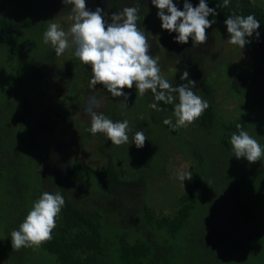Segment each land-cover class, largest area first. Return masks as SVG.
<instances>
[{
    "label": "trees",
    "instance_id": "obj_1",
    "mask_svg": "<svg viewBox=\"0 0 264 264\" xmlns=\"http://www.w3.org/2000/svg\"><path fill=\"white\" fill-rule=\"evenodd\" d=\"M173 2L183 10L184 0ZM189 2L197 6L199 0ZM206 2L218 13L217 16L208 17L215 21L206 30L208 46H213L216 38L214 31L225 30V34H228L224 21L233 13L245 17L252 14L260 22L259 38H255V35L248 37L251 43L245 46L251 54V61L237 73L231 65L224 63L220 80H217L214 72H208L204 64V61H211L205 55V47H193L191 39L187 44L177 43L174 41L177 33L169 34L161 28L157 14H152L151 0H95L92 11L97 7L102 8L105 20L110 22L114 12H121L125 7H139L137 25L148 37L150 55L156 58L163 49L167 59L176 61L183 71L189 72L190 79L197 81L198 96L208 101L209 107L196 122L205 129L217 132L214 136L221 139L223 147L216 154L222 157L223 162L229 161V178L223 182L217 177V166L210 165L209 160L196 151L193 181L177 196L170 209L172 212L158 213L149 205L150 185L147 178L148 172L153 170L150 160L156 150L137 149L135 144H131L133 134L143 131L146 140L150 138V133L155 130L160 132V129L175 136L181 134L179 129L173 130L165 125L164 119L154 118L150 104L155 101L150 90L141 96L143 111L137 127H131L133 122H130L129 114L117 102L108 103L99 111L94 109L114 122L128 120L132 123L129 125L128 144L113 145L103 133H97L100 140L97 152L105 160L101 167L73 159L70 153L73 144L66 138L43 147L39 137H36V141L32 130L30 139L20 138L18 143L10 140L12 125L7 124V120L5 125L0 126V189L4 193L0 199V264H245L246 255L252 254L253 249V253L261 252L260 245L264 247V241L259 243L257 240L264 233V167L250 168L251 163L243 166L239 161L246 158L237 159L234 156L230 138L233 133L238 134L237 124L243 125V130L254 127L264 130V87H256L244 79L253 75L260 80L264 76V2L230 0L227 7L222 6L223 0ZM71 8L63 0H0V73L8 78L3 83L10 87L20 80L29 79L28 87L31 92L34 91V95H31L28 88L22 93L17 86L12 87L5 97L0 96V114H7L16 120L19 128H26V125L33 127L37 125L33 118L45 116L36 101L42 92L56 90L53 84L61 79L69 86V100L73 97V102H78L86 115L85 108L90 97L98 100L104 95L111 96L101 85L95 88L89 86L92 76L90 66L80 61L77 64L75 57L76 70L67 73L66 68L59 66L54 48L43 43V34L50 20L72 15ZM30 50L37 53L28 65L29 71L8 73L10 67L6 60H13ZM220 83L226 84L230 96L246 101L244 110L234 118L225 117L218 111L216 99ZM79 84L81 89H72ZM244 85H248L249 90ZM5 86L0 88V92ZM60 88L62 90L64 87ZM124 91L130 92L131 99L138 95L135 86ZM176 96L178 100V94ZM158 105L164 112L174 111L175 107V104L164 102H158ZM146 113L147 118L144 117ZM88 117L82 119L81 124L85 127L82 128L85 137L90 139L95 135L88 131L91 126V117ZM0 119L3 121L4 117L0 115ZM157 121H160V129L151 127L147 132L144 128L146 124L152 122L158 126ZM42 123L43 132H46V119ZM25 145L34 154L33 157L38 159L39 156L44 163L41 172L34 169L33 174V170L29 169L31 160L24 164L19 157H14L18 155L17 152L9 151L13 148L18 151L20 146ZM145 148L144 145L142 149ZM44 150L47 154L43 153ZM60 151H64L61 155L70 158L63 165L64 169L55 164L61 159H57ZM120 151H126L129 155H123ZM122 161L128 167L139 168V165H143L142 174L127 177L122 170ZM159 171L162 173L164 166L159 167ZM222 186L227 187L221 189ZM45 191L60 193L65 199V205L56 218L53 239L38 248L12 249L11 232L18 229L33 203ZM216 194L220 195L216 197ZM219 197H222V203H219ZM228 219L229 224H226ZM259 222L261 225H258ZM238 227L248 231L250 236L246 235V241L252 238L250 242L254 247L243 246V233ZM234 232L237 239L233 238ZM250 258L253 260L252 256ZM50 259L52 261H48Z\"/></svg>",
    "mask_w": 264,
    "mask_h": 264
},
{
    "label": "clouds",
    "instance_id": "obj_2",
    "mask_svg": "<svg viewBox=\"0 0 264 264\" xmlns=\"http://www.w3.org/2000/svg\"><path fill=\"white\" fill-rule=\"evenodd\" d=\"M65 5H71L73 21L68 32L57 23H51L43 34V43L51 44L57 56H61L71 46L74 56L84 65L91 68L89 86L95 88L103 86L113 98L123 97L122 103L127 106L131 90L135 86L136 92L144 96L151 91L154 101L150 107L156 111L162 109L158 102L174 104L175 124L171 118L163 123L173 130L187 128L198 120L209 107L207 100L193 91L197 81L190 79L187 70L180 75L181 83L173 86L161 75L158 58L150 55L151 45L148 37L139 30V7H125L121 12H114L110 22L105 20L104 10L97 7L94 11L86 6V0H63ZM158 11L161 28L169 34L177 33L174 41L187 44L189 39L193 47L203 45L208 40L206 30L211 28L214 20L209 16H217L216 8L209 7L206 0H199L193 6L189 0H184L183 10H180L173 0H151ZM230 0H223V7H227ZM220 7V6H217ZM229 34V43L243 49L251 43L248 37L259 38L260 22L252 14L245 16L235 13L224 21ZM100 107V101L90 97L85 112L91 117L88 131L92 135L103 133L113 145L120 146L129 143V121H113L103 113L94 109ZM238 134L233 133L230 142L237 159L246 158L249 163L261 161L264 148L249 133L243 130V125L237 124ZM147 137L143 131H135L132 143L137 149H142ZM178 179L184 181L192 179V172H180ZM65 199L60 193L43 192L33 203L31 210L20 223L18 229L11 232V247L20 250L23 247L38 248L53 239L52 233L56 228V218L60 214Z\"/></svg>",
    "mask_w": 264,
    "mask_h": 264
},
{
    "label": "rangeland",
    "instance_id": "obj_3",
    "mask_svg": "<svg viewBox=\"0 0 264 264\" xmlns=\"http://www.w3.org/2000/svg\"><path fill=\"white\" fill-rule=\"evenodd\" d=\"M260 2L262 3L264 2V0H260ZM94 4L95 0H86V6L88 9L92 10ZM157 11L158 9L153 5L152 14L156 15ZM70 16L71 15H67L57 19L53 18L50 20L49 25L51 23H57L65 32H68L71 24L73 23V21L69 19ZM214 34L216 35V38L213 41L212 47L210 45L208 46L207 43L202 45L203 47H205V50L207 52V54H205L207 55V59H209V57L211 59L210 62L204 61V64L208 69V72H214L217 76V80H220L222 76L220 70L224 63L231 65L233 71L237 73L240 72L243 67H246L251 61V54L247 51V47L241 49L238 45L229 43L230 37L228 34H225V30L224 32L214 31ZM69 43L70 46L65 51V53L61 56H57L59 66L61 67V69L63 67L66 68L67 73L76 70L74 47L71 46L70 35ZM36 53V51L31 50L24 51L22 52V55H19L13 60L7 59L6 63L10 67L8 73H11V71L14 72L16 70L17 72H28V65L32 63V60L34 59L33 57H35ZM156 58H158L161 75L164 78H174L168 80L173 84V86H176V84L179 82L186 83V81L180 80V75L183 73V67L176 61L167 59L164 55L163 49L161 51V54H159ZM76 61L77 64H79L78 58ZM6 79L8 78L0 73V88L2 86H5L3 82H5ZM244 79H247V82L256 87H264V76H262L260 80L256 79L253 75L246 76ZM29 82L30 80L26 79V81L23 82L21 80L18 81L17 84L11 83L12 85L10 87L5 86V89H2L0 92L1 98L5 97L7 92L10 91L12 87L19 86L21 92L24 93V91L29 88ZM56 83L59 86L56 85ZM60 86L64 88L61 90ZM80 86L81 84L72 89L77 88V90H79L81 89ZM53 87L56 88V90L51 89L50 91L44 93L42 92L38 100L36 101L37 106L42 108L45 114V116L33 118L34 121H37V125H33V127L30 125H26V128H19L17 127L16 120L12 119L7 114L1 113L0 115L4 117V120L2 121L0 119V126L5 125L6 121L8 120L7 124L11 123L12 125L10 140L16 141L17 143L19 142L20 138L30 139L32 130L34 131L35 139L36 137H39V139L41 140V146L43 147H45L47 144H56L57 140L66 138L69 143L73 144L70 148V153L73 159L76 158L84 164H89L95 167L103 166L105 160L97 152L98 144L100 142L99 137L96 136V134L93 138L88 139L87 137H85L86 134L83 133L85 131L82 128L85 127L83 126V124H81L82 119L86 120L87 118H89V115L83 113V110L78 105V102H73V97L69 100L68 97L69 93L71 92L69 90V86L64 82V80L61 79L60 81H56L55 84H53ZM244 88L246 90H249L250 87L248 85H244ZM82 91L83 90H80V92ZM193 91L196 95H199V90L197 88H194ZM29 92L31 93V95H34V91L31 92L30 88ZM174 95L176 94L174 93ZM141 99L142 98L139 94L135 99H131L129 97L127 100V106H125L122 103L123 97L113 98L112 96L104 95L98 98V101H100V107H98L97 110L99 111L100 108L104 107V105L108 103L112 104V102H117L118 105L120 104L119 107L123 106V108L126 109L124 111H127V113L129 114L130 122H133V124L129 122V125L132 124L131 127H137L136 125L139 123L138 119L141 115L140 113H142L143 111L141 107ZM216 100L219 104V113L228 118H234L235 116H238L244 110V107L246 105V101L243 98L237 99L228 94L225 83L219 84ZM175 103H178V100H176ZM151 111L154 113V118L159 120L171 118L173 124H175L176 117L174 116V111L164 112L163 110L156 111L154 109H152ZM144 117L147 118L148 114L146 113ZM149 118H151V116ZM43 119H46V125H48V127L46 128V132H43ZM141 121H143V119ZM156 124L158 126H155L152 122H150V124H146L144 128H146L147 132L151 127L153 129L159 127L160 129V121H157ZM179 130L181 134L178 136L167 133L165 131H161V129L160 132L155 130L152 134L150 133L151 136H148L150 138L145 141L146 148L141 149L156 150L153 152L154 156L152 160H150L152 162L153 170L151 172H148L149 175L147 174V179L150 185L148 191L149 205L152 206L158 213L172 212L170 209L174 205V201L177 196L181 195L188 188V185L192 183L196 171V151L199 154H203L205 156L204 159L209 160L208 163L210 165L217 166L215 167L217 170V177L221 178L223 182H225L226 178H229V161L226 160L225 162H223L222 157L219 154H216L217 150H220V148L223 147L221 139L214 136L217 132H215L213 129L203 128L196 121L187 128H179ZM245 131H247L249 135L257 141L262 142L260 144L262 148H264L263 129L254 127ZM117 150H133V148H118ZM212 150H215V152L213 153ZM9 151L10 153L17 152L19 156L17 155L14 157H19L24 164L30 163L31 160L32 163H30L29 169L33 170V174L34 169H36L38 172L42 171L41 167L44 163L40 161L39 156V160L36 157H33L34 154L31 151L29 152L27 145H25V147L20 146L18 148V151H16L14 148L13 150ZM63 152L64 151H60V155H58L57 157L58 160L61 158L60 161H58L59 163L55 162V164L61 167V169L65 168L63 165L65 164V162L67 163V158L70 159L68 156L64 157L63 155H61ZM43 153L47 154V151L44 150ZM120 153L123 155H129V153H127L126 151H120ZM8 156L9 155L7 154V157ZM239 162L243 166L249 165V162H246V160H240ZM141 166L143 167V165ZM141 166L139 165V168L136 166L128 167L126 163H124L123 165L122 161V170L127 177H132L136 174L141 175ZM162 166H164V171L161 173L159 171V167ZM252 167L255 169H261L262 167H264V156H262L261 161H257V163H251L250 168ZM189 171L192 172L191 180L186 179L183 183L178 179V174L180 172ZM158 174L160 175L159 177H157ZM225 187L227 186H222L221 189ZM209 195L213 197L210 191ZM218 195L220 194H216V197ZM3 196V189H0V199ZM221 198L222 197L217 198L219 203L223 202ZM225 223L229 224V219L226 220ZM258 225H261L260 222L258 223ZM238 229L241 230L240 227H238ZM241 231L243 233V246L245 248L246 246L248 248H252V246L254 247V245L250 242L251 240H253L252 238H250L249 241H246V235L250 236L248 231H246L245 229ZM233 238L237 239L236 232H234ZM263 241L264 233L258 236L257 242L262 243ZM260 248H262L261 252L259 250L256 253H253L255 251V249H253V252L251 251L252 254L246 255L247 258L245 260V264H264V247L260 245ZM250 256L253 257V260L250 258ZM48 261L52 260L50 259ZM4 264L10 263L6 262ZM48 264H53V262H49Z\"/></svg>",
    "mask_w": 264,
    "mask_h": 264
}]
</instances>
